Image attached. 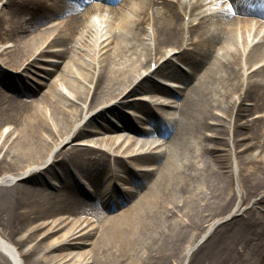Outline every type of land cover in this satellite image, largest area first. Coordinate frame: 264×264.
I'll list each match as a JSON object with an SVG mask.
<instances>
[{
	"label": "bare ground",
	"instance_id": "obj_1",
	"mask_svg": "<svg viewBox=\"0 0 264 264\" xmlns=\"http://www.w3.org/2000/svg\"><path fill=\"white\" fill-rule=\"evenodd\" d=\"M0 175V264H264V0H0Z\"/></svg>",
	"mask_w": 264,
	"mask_h": 264
},
{
	"label": "rangeland",
	"instance_id": "obj_2",
	"mask_svg": "<svg viewBox=\"0 0 264 264\" xmlns=\"http://www.w3.org/2000/svg\"><path fill=\"white\" fill-rule=\"evenodd\" d=\"M250 5V4H249ZM62 17V15H60V16H58V18H61ZM52 23H55V21L53 22V21H49V23L48 24H52ZM48 24H46V25H48ZM9 44H10V42H8ZM14 75H19L20 74V70H18V71H14V70H10ZM15 72V73H14ZM30 72V71H29ZM27 72V74L29 75V78H31V80H33L32 78H35V75L33 74V76H31V73L32 72ZM23 74H25L24 72H23ZM22 76V75H21ZM34 83H35V85L37 86L38 85V83L36 82V81H34ZM34 87V86H33ZM43 89H45L46 87L45 86H43L42 87ZM37 91H38V89H37ZM36 91V92H37ZM141 92V91H140ZM140 92H136V93H134L133 95L134 96H138L139 94H140ZM34 94H36V93H34ZM119 111L122 113V114H124L125 116H126V118L129 120V121H133V123H135L136 125H138V126H141V124H139V122H137V120L133 117V115L132 114H130V113H128L129 111H133V110H131V107H129V106H127V105H124V106H121L120 108H119ZM110 116V115H109ZM131 118V119H130ZM115 122H118V120L117 119H115ZM165 139H167V138H165ZM48 180H52L53 181V179H48ZM82 182H83V180H82ZM83 185H86V182H83ZM120 187V186H119ZM87 187L85 186V188L83 187V190H85L87 193H88V189L89 188H87Z\"/></svg>",
	"mask_w": 264,
	"mask_h": 264
}]
</instances>
